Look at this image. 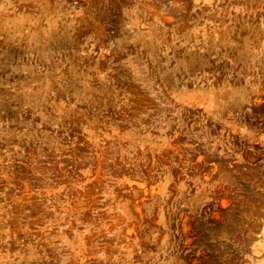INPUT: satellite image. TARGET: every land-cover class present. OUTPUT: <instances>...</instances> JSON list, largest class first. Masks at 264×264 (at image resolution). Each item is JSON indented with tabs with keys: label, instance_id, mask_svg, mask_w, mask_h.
<instances>
[{
	"label": "rangeland",
	"instance_id": "obj_1",
	"mask_svg": "<svg viewBox=\"0 0 264 264\" xmlns=\"http://www.w3.org/2000/svg\"><path fill=\"white\" fill-rule=\"evenodd\" d=\"M0 264H264V0H0Z\"/></svg>",
	"mask_w": 264,
	"mask_h": 264
}]
</instances>
